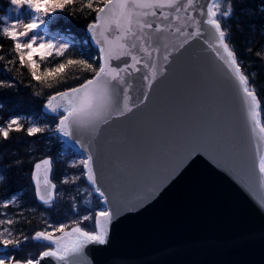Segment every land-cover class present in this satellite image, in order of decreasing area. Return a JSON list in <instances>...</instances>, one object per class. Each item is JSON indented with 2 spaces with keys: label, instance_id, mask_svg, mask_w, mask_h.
<instances>
[{
  "label": "water",
  "instance_id": "water-1",
  "mask_svg": "<svg viewBox=\"0 0 264 264\" xmlns=\"http://www.w3.org/2000/svg\"><path fill=\"white\" fill-rule=\"evenodd\" d=\"M210 2L196 0L180 12L130 7L132 31L145 40L128 33L119 41L126 49L117 44L127 26L120 9H106L99 14L106 19L91 24L99 25L95 32L89 28L93 43L100 52L110 49L109 67L128 65L120 76L130 85L131 111L112 114L94 133L73 129L75 138L65 136L92 155L93 185L113 213L110 221H98L106 242L85 245L78 264H264V139L252 130L246 95L214 50L210 26L202 23V35L186 36L195 31L196 19L203 21L200 8L206 11ZM149 23L151 28L143 27ZM143 47L159 51L149 58ZM132 56L140 61L135 68ZM55 96L53 104L67 107ZM52 170V162L48 172L43 165L38 174L34 169L41 203V195L55 200ZM45 176L55 188L44 183ZM41 264L62 262L48 257Z\"/></svg>",
  "mask_w": 264,
  "mask_h": 264
},
{
  "label": "trees",
  "instance_id": "trees-1",
  "mask_svg": "<svg viewBox=\"0 0 264 264\" xmlns=\"http://www.w3.org/2000/svg\"><path fill=\"white\" fill-rule=\"evenodd\" d=\"M107 0H92L93 8L86 7L88 0H74L63 11L42 17L51 32L63 33L69 47L63 56H57L54 45L52 54L37 48L31 56L38 67L37 75L44 76L46 70L53 69L67 59L85 60L95 69L101 66L100 52L92 44L88 33L90 23L97 20V8ZM10 0H0V29L10 25ZM235 15L224 24L230 33L228 42L233 48L242 72L249 76L250 86L255 89L260 101L261 121L264 124V0H235ZM51 12V10L49 9ZM15 41L0 32V81L10 87L0 86V127L7 126L13 116L20 117L21 130L15 126L5 139L0 135V215L7 210L11 216L13 239L21 241L18 248L10 246L7 255L16 260L36 259L48 247L47 241H36L32 236L38 231H55L59 225H66L65 232L80 227L89 232L96 230L97 213L105 208L103 199L86 179L85 157L76 149L65 144L57 131L62 112L44 110L46 101L58 91L81 84L92 78L95 72L85 70L83 65H74L57 77L37 80L32 75L33 68L28 52L16 51ZM254 74V75H252ZM49 84L52 86L49 87ZM28 117H33L36 126L43 132L29 136L26 129L32 127ZM54 159V179L59 190L57 200L50 206L40 204L35 196L32 183L34 163L45 156ZM69 181L65 183L64 181ZM18 195L16 203L3 205L4 199ZM89 217V219H84ZM24 237H28L24 240ZM5 264H8L6 261Z\"/></svg>",
  "mask_w": 264,
  "mask_h": 264
},
{
  "label": "snow or ice",
  "instance_id": "snow-or-ice-1",
  "mask_svg": "<svg viewBox=\"0 0 264 264\" xmlns=\"http://www.w3.org/2000/svg\"><path fill=\"white\" fill-rule=\"evenodd\" d=\"M74 0H10V4L15 6L17 9H27L29 21L25 23L23 20L17 19L14 24L8 27H3L0 29V32L10 36L16 43L15 49L18 52H21V63H23L24 56L23 50H28V57L31 61L32 54L37 51L33 48V45L36 44L37 39L39 38V29L42 24L46 22L42 17L49 16L54 14L57 10L63 11L66 6L72 5ZM235 0H211L207 5L206 11L203 7L200 8V15L203 17V21L196 19L194 23L195 31L192 33H186V36L196 37L202 35L201 27L202 23L210 26L207 31L212 36L214 44L212 45L217 55L225 61V63L232 69V72L235 75V78L239 81V85L242 86V90L246 95L247 100V115L251 122V127L254 132L258 129V135L260 139H264V124L261 123L260 116V101L257 98L255 89L250 86L249 76L245 75L241 70V65L238 63L237 56L228 42V37L230 35L228 28L224 24L226 19L232 18L235 13L234 8ZM196 5V0H107L104 7L97 8L98 19L105 20L104 15H99L105 13L106 9L109 12H112L114 9H120V15L125 17L127 20V26L123 29V34L117 38V44L120 48L126 49L127 45L119 43L121 40L127 38V34L131 35L135 39L144 41L145 37L143 35H138V32L132 31V16L134 14L129 13L127 10L130 7L143 8V9H156V8H172L177 12L184 11L189 7H194ZM87 8H93L92 0H88L86 5ZM51 10V12L49 11ZM35 13L36 15H33ZM146 15V13H143ZM152 15H156V12L153 11ZM7 17L0 18V21L6 20ZM179 19V17H177ZM139 25V21H136ZM16 24L23 25V31H18L16 29ZM99 25H90L89 28L91 31L95 32V29ZM117 27L119 28V21H117ZM143 27L151 28L152 25L145 24ZM111 30V29H109ZM181 29L177 28L176 31L179 32ZM31 33V35H29ZM20 37H26L27 40L24 42L20 41ZM99 43V41H97ZM147 43V41H145ZM54 45L51 42L40 43L39 50L43 53L46 52L47 55L52 54V49ZM69 46L67 44L60 45L56 50L57 56H63L64 52ZM132 47H136L135 44ZM146 55L151 58L152 52H158V48H153L152 51L148 50V47H143L141 49ZM222 50V51H221ZM101 52L104 53V63L95 69L92 64L88 63L85 60H73L67 59L66 63H58L57 66L53 69L46 70L44 76H39L36 73L35 61H31V66L33 68L32 75L37 80H47L48 77H57L60 73L64 72L71 66L74 65H83L85 70H92L95 72L93 79L86 80L84 83L80 84L78 87L70 88L65 92L57 93V96L61 100L67 101V107L63 108L64 113L62 118L59 121L57 131L62 133L66 137H74L73 129L76 132H95L97 127L101 123H107L108 118L112 114L123 115L126 111H131V108L128 105V85L124 77L120 76V72H127L128 65L126 64L124 69L110 68L108 65V60L110 57V49L101 48ZM126 55H131V52L126 51ZM264 58V54L257 53ZM167 60V56L164 57ZM3 59V57H0ZM132 65L131 67L135 68V65L140 61L136 56H132ZM144 67L153 68L154 66L145 62ZM140 71V69H136ZM130 75V73H129ZM155 75V73H154ZM254 75V74H252ZM148 79L147 76L144 77ZM115 81V83H113ZM120 85H125L121 90ZM0 86L10 87L11 85L6 84L3 81H0ZM52 85L49 84V87ZM121 95H123V101H121ZM56 99V96L50 97L48 104L46 105L52 112L56 113L61 105L53 104V101ZM146 99V97H145ZM123 103V107H121ZM15 126L16 131L21 130V126L18 119L10 120L6 127H0V135L5 139L8 138L9 132L13 130ZM29 136H34L38 133L44 131V129L33 125L26 129ZM77 143L79 141L77 140ZM83 147V145H81ZM93 157L91 154L88 155L87 160L81 161V163L87 168V178L92 184H96V177L93 172ZM44 166L45 172H48L51 168V160L45 159L40 163L35 165L37 174L39 173L41 166ZM259 171L264 173V155H261L259 159ZM3 177H0L2 180ZM37 186L39 188L40 179L37 175ZM68 183L69 181H64ZM44 183L50 188H55V185L47 179V176L44 178ZM99 192L100 196L104 198V202L107 203V197L104 192L100 191L99 187L95 189ZM40 199L44 201L45 204H51V197L49 195L46 198L44 195L40 196ZM14 201H9L8 203H13ZM7 207V203L4 205ZM97 216L102 218L105 221H110L112 219L113 213L111 210L100 211L97 213ZM84 219H89V217H84ZM5 223V221H0V224ZM7 223L11 224L13 221L9 220ZM66 225H59L55 231L63 233L62 237L57 238L53 233L48 231H38L32 236L33 240L36 241H47L51 245H55V248L49 247L47 250L40 253L38 259H27L25 261L16 260L13 256L3 255L0 256V264H5L7 261L8 264H41V261L45 258L51 257L55 258L57 261L62 262V264H78V260L83 254V248L90 242H95L103 244L106 242V230H101L98 233H90L84 231L80 227L74 228L71 232H65ZM7 233V235H5ZM72 238L71 242L68 241V238ZM28 237H24V240H27ZM21 241L19 239H13L12 234L9 229H5L3 232H0V245L5 249L8 247L18 248Z\"/></svg>",
  "mask_w": 264,
  "mask_h": 264
},
{
  "label": "rangeland",
  "instance_id": "rangeland-1",
  "mask_svg": "<svg viewBox=\"0 0 264 264\" xmlns=\"http://www.w3.org/2000/svg\"><path fill=\"white\" fill-rule=\"evenodd\" d=\"M33 15H36V14L33 13ZM9 19L11 21V25L14 24L17 19L23 20L25 23H27L29 21L28 10L27 9H17L15 6H12ZM16 29L18 31H23V25L16 24ZM29 35H31V33ZM26 40H27L26 37H20L21 42H24ZM48 40H50V38L46 35V33H43V31L39 30V38L37 39L36 44H34L33 46H38L40 43L46 42ZM57 41L60 44L66 42L65 38L61 37L60 35L58 36ZM13 119H16V118H13ZM31 123L32 125H35L34 120H31ZM1 221H4V220H1Z\"/></svg>",
  "mask_w": 264,
  "mask_h": 264
}]
</instances>
